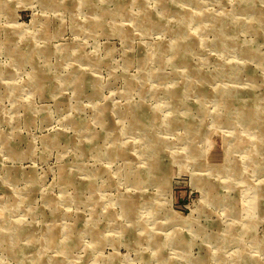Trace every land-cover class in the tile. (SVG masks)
<instances>
[{
	"label": "rangeland",
	"instance_id": "374dc122",
	"mask_svg": "<svg viewBox=\"0 0 264 264\" xmlns=\"http://www.w3.org/2000/svg\"><path fill=\"white\" fill-rule=\"evenodd\" d=\"M0 264H264V0H0Z\"/></svg>",
	"mask_w": 264,
	"mask_h": 264
},
{
	"label": "bare ground",
	"instance_id": "6f19581e",
	"mask_svg": "<svg viewBox=\"0 0 264 264\" xmlns=\"http://www.w3.org/2000/svg\"><path fill=\"white\" fill-rule=\"evenodd\" d=\"M178 43H179V42H178ZM178 43H176L174 46H172L173 49H174V48H177V46L179 45ZM186 65H187V64H186ZM199 78H200V77H199ZM128 202H129V201H128ZM128 202H127V203H128ZM126 208H127V207H126ZM124 210H125V209H124ZM250 222H251V221H250Z\"/></svg>",
	"mask_w": 264,
	"mask_h": 264
}]
</instances>
